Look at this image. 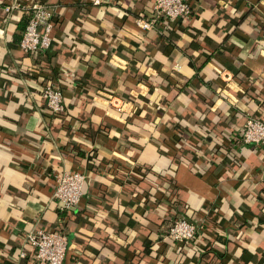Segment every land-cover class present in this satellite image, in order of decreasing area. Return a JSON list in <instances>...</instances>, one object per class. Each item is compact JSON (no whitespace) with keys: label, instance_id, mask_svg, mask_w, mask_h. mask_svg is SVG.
Segmentation results:
<instances>
[{"label":"crops","instance_id":"0c3cea01","mask_svg":"<svg viewBox=\"0 0 264 264\" xmlns=\"http://www.w3.org/2000/svg\"><path fill=\"white\" fill-rule=\"evenodd\" d=\"M11 1L0 0V264H36L21 256L36 226L67 233L65 264H264V145L205 139L264 117V0H189L190 16L148 31L136 19L154 0H34L54 13L52 45L35 55L20 47L28 15L7 12ZM48 81L73 119L48 113ZM178 126L172 154L163 142ZM152 164L173 177L146 201L137 181ZM62 169L89 178L66 211L53 198ZM178 204L204 220L203 255L165 233Z\"/></svg>","mask_w":264,"mask_h":264},{"label":"built area","instance_id":"2783aa9c","mask_svg":"<svg viewBox=\"0 0 264 264\" xmlns=\"http://www.w3.org/2000/svg\"><path fill=\"white\" fill-rule=\"evenodd\" d=\"M99 2L100 0H95ZM22 10L29 21L22 32L20 47L35 55L51 47L54 30V13L45 2L13 0L5 6L7 12ZM191 14L189 0H154L151 16L140 15L136 24L141 30L167 29L172 23ZM41 96L54 115H61L65 109L64 92L61 87L48 82ZM118 102V101H117ZM116 104V102H115ZM241 143L264 145V117L249 115L243 127L233 133ZM53 198L61 211L71 210L80 204L85 193L88 174L76 169L55 170ZM204 220L177 217L167 229L166 235L177 244L190 240L204 227ZM69 250L67 233L59 227L36 226L26 232L21 256L32 259L36 264H65Z\"/></svg>","mask_w":264,"mask_h":264},{"label":"trees","instance_id":"16d2710c","mask_svg":"<svg viewBox=\"0 0 264 264\" xmlns=\"http://www.w3.org/2000/svg\"><path fill=\"white\" fill-rule=\"evenodd\" d=\"M147 16H151V14H148ZM29 21V16L28 18H26V21H25V26L23 27V29H25L27 23ZM42 51H40L39 53H41ZM44 77V76H43ZM44 79H46L44 77ZM50 82V81H48ZM46 82V83H48ZM64 102H65V109L63 111V113L61 115V117H59L61 120H66L69 121L70 119H73V115L71 114V106L67 103V99H66V96L64 94ZM47 111L49 114H52V112L50 111V109L47 108ZM64 117V119H63ZM240 129L239 128H236L235 131H239ZM175 137L174 139H170V138H165L163 144L167 147V149L169 150V152H171L172 154H177L180 150H182V147L180 144H177L181 141H183V129L182 127L178 126L177 127V130L175 132ZM207 133V134H206ZM234 138L233 136V133L230 132V133H227V134H224V133H219V134H213L211 132H208L207 130L205 131V139H208V140H211L215 145L217 144H221V143H225V140L228 139V138ZM89 159L91 161V163L94 161L95 164H100L101 166H106V162L102 161L96 154H90L89 155ZM113 165H108V167H112ZM114 167V166H113ZM139 174L141 175V179L139 181H137L138 183H141V184H144L145 187H147L148 189V192L146 194V201H150V200H153L155 201L154 199L156 198H152L151 194H153L155 192V190L158 188V182H157V178L161 177L163 179H167V178H171L173 177L172 175V172L169 170V169H160L158 170L155 166V164H152L151 166H145L143 165L142 168L140 169L139 171ZM89 179V178H88ZM87 179V181H88ZM175 199V198H174ZM160 201V199H158ZM173 200V199H172ZM175 201V200H173ZM173 203V202H172ZM180 205L181 204H178V213L180 214H183L181 217H186L188 219H192V217H190L189 215H187V213H182V209L180 208ZM177 217H180V216H176V217H172V218H169V219H166L165 220V228H166V231L167 229L169 228L170 225H172V223L175 221V219ZM166 233V232H165ZM163 233L162 234V238H163V235L165 234ZM205 235L204 233H202L201 231L196 233L195 236L193 238H191L190 240L188 241H185L183 244L180 245V250L183 252V250H186L187 247H193L196 249V255L200 253V255H203L205 252L204 249H201L200 246H199V241L201 239V237ZM173 240V239H172ZM165 248H166V245H165ZM157 250V245H156V242H155V238H152L150 236L149 240L146 242L145 244V252L147 254H154ZM180 252V257L183 256V255H187V253H182ZM180 260H183V258H180Z\"/></svg>","mask_w":264,"mask_h":264}]
</instances>
